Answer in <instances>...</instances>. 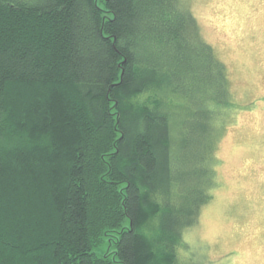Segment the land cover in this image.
<instances>
[{
    "label": "trees",
    "instance_id": "trees-1",
    "mask_svg": "<svg viewBox=\"0 0 264 264\" xmlns=\"http://www.w3.org/2000/svg\"><path fill=\"white\" fill-rule=\"evenodd\" d=\"M228 73L184 0H0V264H212Z\"/></svg>",
    "mask_w": 264,
    "mask_h": 264
},
{
    "label": "rangeland",
    "instance_id": "rangeland-1",
    "mask_svg": "<svg viewBox=\"0 0 264 264\" xmlns=\"http://www.w3.org/2000/svg\"><path fill=\"white\" fill-rule=\"evenodd\" d=\"M184 1L228 68L236 108L215 150L218 184L199 221L188 228L180 256L189 262L264 264V0Z\"/></svg>",
    "mask_w": 264,
    "mask_h": 264
}]
</instances>
